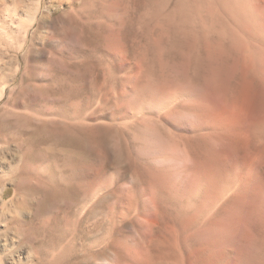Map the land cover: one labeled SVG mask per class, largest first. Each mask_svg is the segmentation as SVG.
<instances>
[{"label":"bare ground","instance_id":"6f19581e","mask_svg":"<svg viewBox=\"0 0 264 264\" xmlns=\"http://www.w3.org/2000/svg\"><path fill=\"white\" fill-rule=\"evenodd\" d=\"M64 1L65 0H48V3L49 2L50 3H56V2L62 3ZM74 1L75 0H73V3ZM79 1H80V4H78L79 6L77 10L86 12L87 15L89 16H92V15L95 16L98 12H99L98 14L102 16L104 15V13H106L107 10L110 9L109 7L111 5L113 6L116 5V7L118 6L122 10L121 13L123 12L124 14H131L132 18L134 19H136L138 15L139 17L144 18L151 14L154 17L153 21H151L152 23H154V27H151V28L149 27L150 29L147 28L148 32L152 29L151 30L152 33L150 32L149 34L147 32L148 34H146V36L143 35L144 37H147V38L150 35L149 40L153 39L154 38L153 36L155 35L157 36L156 45H153L154 43L153 41L148 40L149 43L152 44L151 45L152 47L149 48L151 49V52L150 50L149 52L152 54V55L150 54L152 56V59L150 63L146 64V72L148 73V75L152 76L154 79L155 78L162 79L163 77H166V79H170V80L174 79L175 77H173L171 73L169 72V66L167 62L168 61L169 62L171 61L182 62L181 61V57H182L181 47L184 45L185 42L189 44V47H190L189 60L188 61L185 60V62L176 63V64H178L177 66L181 70V73L179 74L181 75V78L182 79L186 78L187 80H189L192 90L188 91V93L191 94L193 98L194 97L196 98L197 96L199 97L200 95L199 91H200V86H201V76H202L203 65L207 66L212 82L214 83V85H217L219 82L222 68L229 56H232L233 54L232 59L236 63L237 61H239L240 64L242 62L243 64H246L247 67L249 66L248 68H250L251 65L249 63L252 61V46L254 44L255 45L257 44L255 43V39L264 41V0H79ZM83 18L85 19V17ZM56 21H57V16L55 15L54 12H52L51 7H49L48 5L46 6V3L44 4L43 0H0V104H1L0 113L3 112V113H6L7 115H15L14 117H18L21 119L22 117L23 119L24 117L27 118L29 121H31V124H30L31 131L27 135L32 136V137L33 136L35 137L34 135L35 131L40 132V130L43 127H47V126L50 127L51 131L53 130V132L55 131L56 133V130H59V126H60L59 124L63 123V125L65 124L66 126H68V127H64L63 129L75 130L74 128H76V131L77 130L79 131L75 133L76 131L73 132L71 130L69 134L67 133V135H70V133L76 134V136L74 135L76 137L74 139L75 141L76 139L79 142L80 140L84 141L83 139H85V137L83 138V136H87V135H85L82 132L87 133V130H90L88 132L89 133L91 132L89 135L93 139V136L95 135L96 132L93 131L94 132L93 133L91 130H93L94 126L97 128L99 127L103 128L101 131H104V132H105L104 128L105 129L106 128L114 129L115 127L118 128L117 126H115L113 122H107L108 121L107 119H110L109 121L111 120L116 121L117 124H120L118 122L122 120L123 122V123L121 122L122 125L125 122L124 124L125 129L131 130L135 122L132 124L131 121L129 120L130 117L134 115V114L130 115V113H124L118 116L119 114L116 115V113H114L113 111H108L104 116H101L99 118L100 120L97 119L98 120V122H96L97 125H94V124L92 125V123L95 122L91 116L93 114L92 111L95 108L94 105L97 106L101 104L104 108H107V109L113 108V107H110L109 97L107 95V91L105 90V88L97 85L96 83H94L92 87L93 97L89 95L88 93H86L87 94L86 96V94L84 93L85 94L84 97L86 96V98L79 99L80 95L73 94V96L71 95L68 96L67 99H65V102H60L59 98H63L64 95L63 97H61L62 95L61 94L60 97H58L57 92L53 93L54 91L57 90L53 88V87H56L53 83L57 79V78L54 79V74L57 73V71L54 69V65L58 58L57 53L60 52V51L57 52L58 49L56 48V43L58 39H56L57 34L54 33L56 31L54 30L55 25L57 24ZM86 21H88V17L86 18ZM89 22L91 24V22L93 21H89ZM99 26L100 25H98V27ZM146 31L147 30L145 29V32ZM40 34H42V36L39 37ZM182 36H184V38H182ZM38 37L40 38L39 46L37 42V46L39 48L37 49V46H36L34 50L36 49L39 50L40 53L43 54V56L47 55L48 63L47 65L45 64V67L42 65L43 62L41 63V66L37 68L39 70L37 71L36 69L37 71V73L35 74L36 78L34 77L35 79L33 81L29 82L28 80L27 82H24L23 72H26L29 70L28 63H30L28 62V60L26 61V57L28 56L27 58L29 59V54L31 53L30 50H32L33 46L35 47L36 40ZM141 42L143 41H140V45H142ZM23 63L25 64V66L23 65ZM37 63L39 64V62ZM31 65H29L30 69L34 70V65L32 66ZM238 66L239 65H237V67ZM124 68L122 69L124 70ZM33 70L31 71V73L34 72ZM112 71L110 69L109 71L110 74H112ZM112 76L115 77L114 75ZM19 79L21 83L19 86H17L16 83ZM30 79H33V78L30 77ZM76 79L78 78L76 77ZM83 79H85V77ZM73 82L74 84H76L77 82L78 84L80 83L79 81L77 82L73 81ZM117 82L118 81L112 82L113 86H112L111 91H113L114 93H116V90H119V89L121 90L123 88L122 86L123 84L120 85L122 86L120 87L119 84L121 83L118 82L119 83L118 84ZM55 83H57L56 85L58 87V84L61 82L59 81V83L58 82H55ZM47 87L49 91L47 90ZM49 87L53 89H49ZM188 93L183 90H178L177 92H174V93H168L167 96H165L166 99L164 100L161 106L162 110L163 109L165 110V108H170L173 105H176L177 103H179L180 105L182 104L181 106H184L187 109L189 108V110L194 106H195L194 108H196V111L200 110L199 106L197 105V103L200 104L199 100L196 99L197 103H195L194 105L195 101H192V99H189ZM65 94H66V91H65ZM187 94H188V99H187ZM185 97L188 101L190 100L191 102H193L194 106L193 105L190 106L191 102L190 104L182 102V100ZM62 100L63 99H61V101ZM143 109H144L143 106H141V109L139 112L143 111ZM193 111H195V109H193ZM27 119H24V120L26 121ZM91 120H93V122ZM2 124L5 125V123H2ZM2 124L0 122V127L3 126ZM4 127L5 126H3V129ZM31 127L33 129H31ZM70 127L72 128L69 129ZM4 130L2 133L0 132L1 135L3 134L2 136L8 133L6 132V130L5 131ZM96 130L98 131V129ZM243 131H246V130L244 129ZM4 132L6 133L4 134ZM45 132L43 133L45 134ZM104 132H101V133L105 135L106 133ZM147 132L149 131H146V133L145 132H142V133L143 134L145 133L147 136L148 135ZM79 133H82L83 136H81ZM152 133L151 131L149 133V135L151 134L150 135L151 138H152ZM77 134H79L80 137L83 139L79 138ZM156 134H158V132H156ZM156 134H154V136H156ZM253 134H254V137L257 139V141L262 143L260 144L261 147L263 146L262 148L263 152L260 151L261 152L260 155H261L262 153H264V127L260 128L258 131H255ZM199 135H194V137L190 138V140L188 139V142H189L188 144L186 145L184 144L189 153V158L192 159V163L190 164V166L188 165H187L188 167L186 166L187 171L189 172L188 174L187 173L184 174V172L182 171L183 177L179 178V180L182 179L180 186L178 185L180 183L179 180H177L179 182V183L177 182L178 184H176V182L174 184L173 179H172L173 175H171V172H170V170L173 169L171 165L175 167L174 165L175 163L169 164L167 162L168 165L171 166L170 169L167 167H157V168L155 167L154 168V166H152L153 164L157 166L160 165L159 162H157L156 164V161H158L156 158L154 161L155 163H152V165L148 162H139L137 160H134L133 165H132L134 169L133 175L130 178H126V179L124 178L123 179L124 181L122 180L124 182L123 184L128 186V188L126 186H125L126 188H123L122 186H118L116 189H112L113 188L111 186L112 182L108 180V182L109 181L111 182L109 186L112 187L111 188L112 190H107L109 186L108 185L105 186L104 184L107 182L106 180L108 179V176L104 178L105 175L103 176L99 173L104 178L102 180L106 179L105 182L103 183L104 185H102V180L100 178H97V179H100L101 182L100 180H98L99 182H97L96 180L95 181L97 182V184L98 183L100 184L98 186H91L94 184V183L91 184V181L94 182V180H91L89 176L92 175L91 173H93L92 172V170H94L93 168H91L92 170L89 168L88 172H90L91 175L90 174L88 175V172H86V166L84 165V163H82V160L78 159V163H74L76 161H74L73 159H70V160H73V162L68 160L70 158L69 157L70 155H69L68 156L69 158L67 157V161L71 162V164L69 163L70 164V167H69L67 166L68 164H66L64 160L61 158L64 163L58 160L60 161V163H58L59 165L55 163V166L57 167V166H60V164L61 166L63 164H66V167L69 168L68 171H71L73 174L70 175L71 172L68 174L66 173V175H69V177L71 176V179L69 180H67L68 176L62 177L63 175L61 176V178L60 177L59 178L62 180L64 179L66 181L64 182V184H66V190H70L71 192L70 195L75 198L78 204H81V209L76 211L73 218L72 216H69V215L66 216V219H65L66 222H64L63 225L61 224L53 225L48 222H43V224H41L40 226H32V223H31V225L28 224L29 226L26 224L27 225L26 227V225L25 226L23 225L24 220L22 222L23 224L18 222L19 225L17 226H20L22 224L23 228L20 227L18 229L17 226H15L14 228H17V230L15 229L17 232H20L22 228V232L20 233L23 235V238L18 237L19 239L12 240V241L10 240L11 242L7 240L9 242L7 244L8 246L6 247L8 251L6 253L7 257L5 260L3 259L4 258L3 256H2L3 258L0 257V264H78V263H75V259L78 258L82 254H103L105 252H107L108 255L102 258V261L100 264H201L202 262L199 260L201 262L199 263L197 257H196L197 260L195 259V262L191 261L190 255L191 254L194 255V253L197 254V252L198 254L200 253L199 255H201L202 249H204L205 245L208 243V242L205 243V241L203 242V240L201 239L202 236H200L203 233V232L201 233V231H203L202 230V227L204 225L203 222H205V220L208 217L210 218V216L212 218V215L214 214V210L217 206L218 197H219L218 191H217L219 189L217 188L219 187L220 182H221V185L223 183H222V180L219 182L218 177L220 176H218V174L216 173L217 171L213 169L214 166H216L215 163L212 164L210 168L211 170L208 173L209 175L204 177L205 175L202 174L201 165H202L203 157L206 155V157L204 158H207V156H209L212 159L214 156L213 154L214 149H211L212 147H210V145H208L205 141L203 142L202 136H199ZM24 138L25 137H23V139ZM47 138L50 139L49 137ZM47 138L45 140H47ZM61 138H64V137H61ZM112 138H113L112 147L114 145V148H116V150L114 148L113 149L114 151L118 152L119 154L118 158L119 156L122 157L126 155V157L129 160L132 159V152L129 147V141L128 139H126L125 135L121 134L118 130H116V133L114 134V136H112ZM51 139L49 143L52 142L53 144V141H51ZM101 140L103 141V139ZM6 141L8 142V140ZM78 141H76V143ZM162 141L163 139L161 140V144L163 143ZM181 141H184V140H181ZM79 142H78V145L80 144ZM72 144H74L73 148L77 146V144L75 146V142ZM72 144L69 143V145H72ZM81 144L85 145V142ZM87 144H89V142L86 143V146ZM36 145L37 144H34L35 148H36ZM23 146H24V143H23ZM31 146L32 148L34 147L33 145H29L27 147L28 149L26 148V150L24 149L22 151V157H23L22 162L25 163V167L28 168L29 170L34 171V172L36 171L39 177L45 176L46 178L47 175H49L50 170H52L54 166H50L49 163H44L47 160L44 162H40V163L34 162L33 158L35 157H31V151H30L32 149H29V147ZM51 146L53 147V145ZM4 147L6 148L8 147V145L0 144L1 151L6 150ZM43 147H45V145ZM37 148H36V151L37 152L38 150L40 151L41 148L38 150ZM157 148H159V145H157ZM43 151L41 154L44 153ZM77 151H78V148H77ZM101 153H102V150H101ZM32 154H34L35 156L36 152L35 153L32 152ZM114 154H116V152H114ZM158 156L160 157V155ZM97 158L99 159V157ZM55 159L54 161L57 160ZM185 160L186 158L184 159V162ZM164 161H167V160H163V162ZM102 168L100 171L103 170ZM58 169L62 170V168H58ZM187 171L185 170V172ZM174 172H175V169H174ZM63 173L64 172H62L61 174ZM38 175L36 174V176ZM49 178H53V176L51 177L50 175ZM53 180L51 181L53 182ZM57 182L59 183V181ZM121 182L118 181V183H121ZM39 183L41 184V181ZM62 183L60 186L63 185ZM220 188H222L220 190L223 191L224 185ZM104 189H106L107 191L105 192ZM245 190L247 191V189ZM205 192L209 194L208 196L209 200L207 196H205L207 198L206 202L209 201L208 204L206 203V205H208L207 207H205L206 205L205 203H203L205 201L202 202V200L205 199V198L203 199V195ZM5 196H6V189L4 188L0 192V199H5ZM144 196H146L147 198H145ZM107 198H110L111 200L109 201V206H108L109 214L107 215V218H105L103 221L98 220V222H95V223H90L89 222L90 220L87 221L86 218L89 217L88 214L91 211V209L95 207V205H97L99 202L101 204L102 202L105 201V199L107 200ZM245 201L249 202V200H245ZM235 203L236 202L233 203V207L235 206ZM251 203L255 204L252 200V202L248 203L249 208L251 206L250 205ZM256 203L258 204V202ZM243 207H242V211L245 208ZM246 208L249 210L248 206H246ZM253 208L251 206V209ZM258 209H260V206L255 207L252 213H250V210H249L248 214H247V211H243V214L244 215L246 214L248 216V217L246 216L245 218L246 221L249 220L248 222L250 223L251 217L253 219L252 221H256L254 220L255 218H258V216L263 215L261 213V210L257 211ZM257 213H259L258 216H256ZM207 214L210 216H207ZM252 221H251V224H252ZM258 222H259V219H258ZM38 223L40 222L38 221ZM257 225H259V223L255 224V226ZM16 231H14V233ZM263 234H264V230H263ZM212 239H215V237L213 236ZM225 239L226 238H224V240ZM229 239L230 238H228L227 241H223L222 239L220 243L221 244L228 243V245H230L232 242L229 244L228 242ZM213 242L217 243L215 241ZM214 243L213 245L208 243V245H211V246L209 247V249H207V247L205 248V250L207 249L213 255H214L213 252H215V250L217 249L215 248ZM223 246L227 247V244L226 245L224 244ZM251 247L254 248L253 246H250L249 247L250 250L252 249ZM27 249L29 253L28 255L27 254L25 255L24 250L27 251ZM254 250L255 249H252L251 251H254ZM215 253L217 254V252ZM81 258L83 259V257ZM258 258L259 257H257V259ZM228 260H231V259L228 258ZM246 260H247V256H246Z\"/></svg>","mask_w":264,"mask_h":264},{"label":"rangeland","instance_id":"374dc122","mask_svg":"<svg viewBox=\"0 0 264 264\" xmlns=\"http://www.w3.org/2000/svg\"><path fill=\"white\" fill-rule=\"evenodd\" d=\"M75 1L74 3H73V0H65L62 3H58V2L48 3V0H43L44 4L46 3V6L48 5L49 7H51L52 12H54L55 15L57 16V21H56L57 24L55 25V29H54L56 31L54 33L57 34L56 39H58L56 43V48L58 49L57 52L59 51L61 52V53L60 52L57 53L58 58L55 62L56 66L54 65V69L57 71V73L54 74V79L57 78L55 82L59 83L60 81L61 83L58 84L59 88L56 85L57 83L55 82L53 83L57 87V88L53 87L54 89H57L53 93L57 92L58 97H60L61 94H62L61 97H63L64 95L63 98H59L60 102H65V99H67V97L70 95L73 96V94L80 95L79 99L86 98L87 96L86 93H88L89 95L93 97L92 87L94 83H96L97 85L105 88V90L107 91V95L109 97L110 107H113V108L107 109V108H104L101 104L97 106L94 105L95 108L92 111L93 114L91 116L95 122L91 120L93 122L92 125L93 124L97 125L96 124V122H98L97 119H99L101 116H104L108 111H113L114 113H116V115L119 114L118 116L124 113H130V115L134 114L132 115V117H130L129 120L131 121L132 124L134 122L135 123L133 127L131 128V130H127L124 127L125 122L122 125L123 123L122 120L118 122L121 124L120 125V124H117L116 121H112V120L109 121L110 119H107L108 120L107 122H113L115 126H117L118 128L116 127L114 129L106 128L107 130L104 128L105 130L104 132V131H101L103 128H100V127L97 128L94 126L93 130L91 131L96 132L94 135L95 137L93 136V139H92V137L89 135L91 132L89 133L88 131L90 130H87V133L82 132L87 136H83L82 133H79L81 136H83V138L85 137V139L81 138L80 135L77 134L79 138L84 140V141H81L77 137L80 140L79 142L76 139V141L80 143L78 145V142L76 143V141L74 140L76 138L75 137L76 134L70 133V135H67V133L69 134V132H71L72 127L69 128L71 130H65L63 128L68 127V126H66L65 124L64 126L63 123L59 124L60 125L59 130H56V133L55 131L53 132V130L51 131L50 127L47 126V127H43L44 129L42 128L40 132L35 131L34 133L35 137L34 136L32 137V136L27 135L31 131L30 130L31 121H29L25 117L24 119H27L26 121L23 119V117H22L23 119L22 120L21 118L14 117L15 115H7L6 113L1 112L0 122L1 124L5 123V125L4 124L2 125L5 126L4 129L8 133L5 134L6 132H4L5 135L2 136L3 134L1 135V133L3 132L4 129H3V126L0 127L1 128L0 130H2L0 131L1 132L0 135L3 137L2 138L0 136V144L1 145L7 144L8 147L6 148L4 147L6 150L1 151L0 149V192L4 188L6 189L5 199H0V257L1 258L4 257L3 258L4 260L6 259L7 257L6 253L8 252L6 247L8 246L7 244L9 242H11L12 240L19 239L18 237L23 238V235L20 233L22 232L23 223H24L23 224L24 226L26 224L31 225V223H32V226H40L41 224H43V222H48L53 225H59V224L63 225L64 222H66L65 220L66 216L69 215V216H72L73 218L76 211L81 209V204H78L75 198L70 195L71 193L70 190H66V184H64V182L66 181L64 179H63L64 181L60 179L62 175H63L62 177L68 176L67 180L71 179V176L69 177V175H66V173L68 174L71 172V171H68L69 168L66 167V164H68L67 166L70 167V164H71L70 161L73 162L74 160L76 161L74 163H78V159L82 160V163H84V165L86 166V172L89 171V168L94 169V170L91 169L93 172L91 173L92 175L90 174V172H88V175L89 174L91 175L89 176L91 180H94V182L91 181V184L92 183L95 184L96 181L99 182L98 180L100 179L102 180L106 178V176H108V179L107 180L105 179L107 181L106 183H104L105 180H102V185L105 184V186L106 185L109 186L110 183L112 182L113 185L111 184V186L113 188L111 186H109L110 188L109 187L107 188V190H112V189H116L118 186H122L123 188H126V187L128 188V186L123 184L124 183L123 179L130 178L133 175L134 169L132 165H133L134 160H137L139 162H148L152 165V163H155L154 161L156 158L158 160L156 161V164L157 162H159L160 165L157 166L153 164L152 166H154V168L155 167L156 168L157 167H167L169 169L172 166L173 169L170 170V172H171V175H173L172 176L173 182L174 184L175 182L176 184L180 182L178 184L180 186L182 179L179 180V178L183 177L182 176L183 172L184 174L189 173L187 171V167L190 166V164L192 163V159L189 158V153L185 145L189 143L188 139L190 140V138L194 137V135L200 134L199 136H202L203 142L205 141L208 145H210V147H212L211 149H214V151L212 150L214 154L212 159L209 156H207V158H204L206 157V155L203 157V161L201 165L202 174L205 175V176L203 175L204 177L209 175L208 173L211 170L210 168L212 164L215 163L216 166H214L213 169L217 171L216 173L218 174V176H220L218 177V180L219 182L222 180L223 184L221 185V182H220L221 186L219 185V187L217 188L219 189L217 190L219 197H218L217 206L214 210V214L212 215V218L214 219H212L211 216L207 214V216H210L212 220L209 217L207 218L206 216L208 220L204 219L205 222H203L204 225L202 227L203 231H201V233L202 232L203 233L202 235H200L202 236L201 239L203 240V242L205 241V243L208 242L211 245H213L214 243L213 241L218 243V244L214 243L215 248H217L215 250L217 254L215 252H213L214 255L211 254L210 251L207 250L209 249L211 245H208V243L205 245L204 243L205 248L207 247V249L206 250L205 248L202 249L201 251L202 256L199 255L200 253L198 254L197 252V254L194 253L195 256L193 254L190 255V260L195 262V259L197 260L198 258V261L200 260L203 264H214V263L215 264H230V263L231 264H264L263 263L264 262V234H263V230H264V222H263L264 221V216H263L264 215L263 213L264 212V202H263L264 201L263 200L264 199V196H263L264 195V153H262L263 155L262 154L260 155V153L263 152L262 150L263 146L261 147L260 144L262 143L258 142L253 134L255 131H258L260 128L264 127V41L255 39V43L257 44L256 45L254 44L252 46V61L249 63L251 65L250 68H248L249 66L247 67V65L243 64L242 62L241 64L239 61H237L236 63L232 59L233 54L232 56H229L222 68L219 82L217 85H214V83L212 82L207 66L203 65L202 76H201V86H200V91H199L200 95L199 97L197 96L196 98L195 97L193 98L191 94L188 93V91L192 90L190 86L191 84L189 80H187L186 78L184 79L181 78V75H179L181 73V70L177 66L178 64H176V63L185 62V60L186 61L189 60L190 58L189 44L185 42L184 45L181 47V52H182L181 61L182 62H173V61L167 62L169 66V72L175 78L172 80L166 79V77H163L162 79H156V78L154 79L152 76L148 75V73L146 72V64L150 63L152 59V56H151L152 54L150 53L151 49H149L152 47L151 46L152 44H150L149 41H153L154 42L153 45H156L157 36L156 35L153 36L154 38L151 40H149L150 35L148 38L144 37L146 36V34L148 33L150 34L152 30L151 29L148 32L147 28L154 27V23L151 22L153 21L154 17L151 14L144 18L139 17L138 15V17L134 19L132 18L131 14H124L122 12L124 15L123 16L121 13L122 10L118 6L117 8L116 5L115 6L111 5L109 7L110 11L107 10L106 13H104V15L101 16L100 14H98L99 12L98 13L96 12L100 16H98L97 14L95 16L93 15L89 16L87 15L86 12L77 10L79 6L78 4H80V1L79 0H75ZM83 17H85V19ZM87 17H88V21H86ZM121 18H123L124 20ZM89 21H93V22H91L90 24ZM98 25L100 26L98 27ZM145 29L147 30L146 32H145ZM40 36H42V34H40L39 37ZM39 37L36 40L35 47L34 46L32 47L33 51L30 50L31 53L29 52L30 53L29 59L27 58L28 56L26 57V61L28 60V62L30 63L32 62L31 64L34 65V70L33 69L32 70L35 73L34 72L31 73L32 70L30 69V66H29L31 64L27 62L29 70L27 69L28 71L23 72L24 82H27L28 80L29 82L33 81L36 78L35 74L39 70L37 68L41 66V63L42 62L44 63V64L42 63L44 67H45V64L47 65L48 63V56L47 55L43 56V54L40 53L39 50H37L39 48L38 47L39 41H40ZM138 38L141 40H139ZM182 38H184V36H182ZM140 41H143L144 43L141 42L142 45H140ZM37 42H38V46H37ZM136 43H138L139 46L141 47H139L138 44ZM36 46H37V49L34 50ZM37 62H39L40 65ZM23 65L25 66L24 63ZM237 65L239 66L237 67ZM120 66L122 68H124L125 66L124 70ZM110 69L111 71L112 69L114 71V72L112 71V74H110L109 72ZM112 75H114L115 77H113ZM30 77L33 79H30ZM76 77L78 79H76ZM84 77L85 79H83ZM20 79L16 83L17 86H19L21 83ZM73 81L75 82L79 81L80 83L78 84L77 82L76 84H74ZM114 81L120 82L121 84L117 82L119 86L123 84L122 85L123 88L121 90L120 89L116 90V93L111 91L112 86H113L112 82ZM51 87H49V89H53ZM47 90H48V87H47ZM178 90L186 91L189 94V99H192V101H195L194 105L195 103H197V100H199L200 104L197 103V105L199 106L200 110L196 111V108H194L195 106L193 105V102H191L190 100L189 101L187 100L188 94H187V99L185 97L183 99L184 101L182 100V102L189 103V104L191 102L190 106L193 105L194 107L192 108L195 109V111H193L192 108L190 109L191 110L190 111L189 108L187 109L186 107L181 106L182 104L180 105L179 103H177L176 105H173L170 108H165V110L164 109L162 110L161 106L164 100L166 99L165 96H167L168 93H174V92H177ZM65 91H66V94H65ZM84 93L86 94L85 97H84L85 95ZM61 99L63 100L61 101ZM141 106H143L144 109L143 111L139 112L141 109ZM10 116H12L13 118ZM258 122L262 127L258 124ZM27 125L29 128L27 127ZM31 129L33 128L31 127ZM74 129L75 130H72L73 132L76 131V128ZM96 129H98V131ZM244 129L246 131H243ZM116 130H118L121 134H124L126 139H128L129 147L132 152L133 161L132 159H130L132 162L126 157L125 154H124L125 156H122V157L119 156L118 158V155H119L118 152L114 151V149L116 150V148H114V145L112 147V143H113L112 136H114V134L116 133ZM77 131L75 133H77ZM146 131H149L147 132L148 134L147 136L145 134ZM150 131L151 133L154 132L152 133V138L154 134L158 132V134H156L157 137L154 136L153 140L150 136L151 134L149 135ZM43 132H45V134ZM101 132H104L106 134L104 135ZM142 132H145V133L143 134ZM100 133L103 136H101ZM44 135L46 136V138L47 137H49L50 139L52 138L51 141H53V144L52 142L49 143L50 139L47 138V140H45L46 138ZM142 135L145 137H143ZM23 137L25 138L23 139ZM61 137H64V138H61ZM145 138L147 139V141ZM101 139H103V141ZM162 139H163L162 141L163 143L161 144ZM6 140H8V142ZM178 140L180 141V143ZM181 140H184V141H181ZM74 142H75V146L77 144L76 147L74 146L75 148H73L74 144H72ZM84 142H85V145L81 144ZM88 142L89 144H87L86 146V143ZM23 143H24V146H23ZM41 143L43 144V146L45 145V147H43ZM69 143H71L72 145H69ZM34 144H37L36 148L39 145L37 150L41 148L40 151L39 150L38 152L36 151ZM155 144L159 145V148H157V145ZM29 145L34 146L33 148L32 146L29 147V149H32L30 150L31 157H35L33 158L34 162L40 163V162H44L47 160L44 163H49L50 166H54L53 169L50 170L51 174L49 173V175H47L46 178L45 176L39 177L36 171L34 172V171L29 170L28 168L25 167V163L22 162L23 160L22 151L24 149L26 150V148ZM51 145H53V147ZM77 148H78V151H77ZM101 150H102V153H101ZM42 151L44 152L43 154H41ZM32 152L34 153L36 152L35 156L34 154H32ZM114 152H116V154H114ZM169 152L171 155L169 154ZM158 155H160V157ZM67 157L69 158L68 160L70 159H73V160L67 161ZM97 157H99V159ZM183 157L184 159L186 158L185 162H184ZM61 158L64 160L66 164H63L64 162L62 161ZM54 159L56 161H54ZM162 159L167 160V161L163 162ZM58 160L63 162L62 164L65 166L63 165L61 166L60 164V166L56 167L55 163L57 164L60 163V161ZM187 161L189 164L187 163ZM167 162L169 164L175 163L174 164L175 167L173 165L171 166L168 165ZM58 168H62V170ZM101 168L103 169L102 171H100ZM174 169L176 173L174 172ZM185 170L187 172H185ZM62 172L64 173L61 174ZM99 173L103 176L105 175V177L103 178V176H101ZM36 174L38 176H36ZM71 174L73 173L71 172L70 175ZM50 175L51 177L53 176V178H49ZM98 175L101 177H99ZM122 175L125 177H123ZM119 176L120 177L122 176L121 179ZM97 178H100V179H97ZM51 180H53V182ZM56 180L59 181V183ZM108 180H110L111 182L110 181L108 182ZM177 180H179V182ZM40 181H41V184L39 183ZM118 181L119 182L122 181V182L118 183ZM97 182L95 185L93 184L91 186H98L100 183L97 184ZM61 183L63 184L62 185L63 187L60 186ZM223 185H224V188L222 191L220 190L222 189L220 187H222ZM245 189H247V191ZM104 190L105 192L107 191L106 189ZM47 192L50 194H48ZM205 196H207L209 200V197H208L209 194L205 192L203 195V199L204 198L205 199L202 200V202L205 201L203 203H205L206 205V203L208 204L209 201L206 202L207 198ZM144 197L147 198L146 196ZM245 200H249V202ZM252 200L255 203V204L253 203L250 204L252 208L260 206V209H258L257 211L261 210V213L263 215L258 216L259 213H257L256 216H258V218H255L256 216L254 217L255 218L254 220H256L257 222L252 221L253 219L251 217V221H252V224H251V221L250 223L248 222L249 220L246 221L245 218L247 215L246 214L244 215L243 211H247V214L249 213L248 212L249 210H250V213L253 212L254 208L251 209V206L249 208V205H248V203L252 202ZM109 201H111L110 198H107V200L105 199V201L102 202L101 204L99 202L97 205H95V207H93L91 211L89 212L88 214L89 217L86 218V220L87 221L90 220L89 221L90 223H95V222H98V220L103 221L105 218H107V215L109 214L108 212L109 211L108 209ZM234 202L236 203H235V206L233 207ZM245 202L247 205L245 204ZM256 202H258V204ZM245 205L248 206L249 210L246 208ZM207 206L208 205H206L205 207ZM241 206L242 207L244 206L246 209L243 207L244 209L242 211ZM17 218L19 221L17 220ZM258 219H259V222H258ZM38 221L40 223H38ZM18 222L19 223L23 222V223L20 226H17L19 225ZM257 223H259L260 226L259 225L255 226V224ZM15 226H17L18 229L22 227L20 232L16 231L17 228H14ZM13 230L16 231L17 233L16 232L14 233ZM213 236L215 237V239H212ZM224 238L226 239L224 240ZM228 238H230L231 240L233 239L234 240L231 241L229 239L228 241L229 244L231 242L232 243L230 245H228V243H224L225 245L227 244V247L226 246L224 247L223 246L224 244H221L220 242L222 239L223 241H227ZM250 246H253L254 248L252 247L251 248L255 250L251 251L252 249L250 250L249 248ZM24 251H25L24 254L28 255L29 253L28 249L27 251L26 250ZM107 255H108L107 252L103 254H82L78 258L75 259V263L100 264L102 261V258L106 257ZM246 256H247V260H246ZM81 257H83V259ZM257 257L261 259L259 258L257 259ZM228 258L231 260H228ZM200 261L199 263H201Z\"/></svg>","mask_w":264,"mask_h":264}]
</instances>
